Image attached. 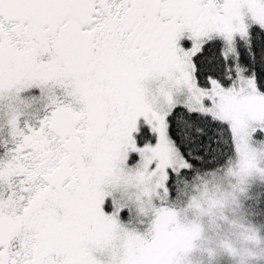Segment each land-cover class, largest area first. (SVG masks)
Masks as SVG:
<instances>
[{"label": "snow or ice", "instance_id": "snow-or-ice-1", "mask_svg": "<svg viewBox=\"0 0 264 264\" xmlns=\"http://www.w3.org/2000/svg\"><path fill=\"white\" fill-rule=\"evenodd\" d=\"M247 174L264 0H0V264H264L205 202ZM244 201L264 219V183Z\"/></svg>", "mask_w": 264, "mask_h": 264}, {"label": "clouds", "instance_id": "clouds-1", "mask_svg": "<svg viewBox=\"0 0 264 264\" xmlns=\"http://www.w3.org/2000/svg\"><path fill=\"white\" fill-rule=\"evenodd\" d=\"M228 171L229 169H225V173ZM217 175L219 176L220 174L218 173ZM236 182L242 184L244 188L235 194L226 186L232 184L233 181L227 180L226 177L223 180H218L216 183L211 184L206 190L207 195L205 202L220 204L223 208L222 211H219L214 226L222 233L244 234L252 230L257 238H260V234L264 232V219L251 217L250 214L246 215L242 206L245 203L244 195L246 194V189L253 184L264 183V178L254 174H247L239 178ZM193 188H196L195 184H193ZM225 193L228 194L230 199L225 198ZM204 196L205 191L201 190L200 192L192 193L190 199ZM195 246L196 245L190 242L187 246L182 247L180 251L182 254L187 255ZM231 246V243L225 240L223 242V247L215 251L217 255H222V252Z\"/></svg>", "mask_w": 264, "mask_h": 264}]
</instances>
